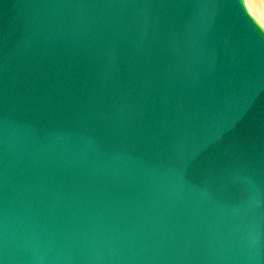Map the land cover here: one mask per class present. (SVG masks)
Segmentation results:
<instances>
[{"label":"water","instance_id":"95a60500","mask_svg":"<svg viewBox=\"0 0 264 264\" xmlns=\"http://www.w3.org/2000/svg\"><path fill=\"white\" fill-rule=\"evenodd\" d=\"M0 264H264L244 0H0Z\"/></svg>","mask_w":264,"mask_h":264},{"label":"bare ground","instance_id":"6f19581e","mask_svg":"<svg viewBox=\"0 0 264 264\" xmlns=\"http://www.w3.org/2000/svg\"><path fill=\"white\" fill-rule=\"evenodd\" d=\"M251 16L264 30V0H244Z\"/></svg>","mask_w":264,"mask_h":264}]
</instances>
